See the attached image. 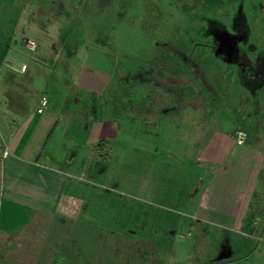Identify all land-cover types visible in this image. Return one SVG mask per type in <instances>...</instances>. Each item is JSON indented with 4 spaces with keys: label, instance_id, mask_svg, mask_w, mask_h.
Returning <instances> with one entry per match:
<instances>
[{
    "label": "crops",
    "instance_id": "obj_1",
    "mask_svg": "<svg viewBox=\"0 0 264 264\" xmlns=\"http://www.w3.org/2000/svg\"><path fill=\"white\" fill-rule=\"evenodd\" d=\"M41 3L0 0V264H264V151L223 128L199 148L177 106L135 115L112 68L55 39L64 9ZM122 177L143 179L138 197ZM60 223L111 248L56 247Z\"/></svg>",
    "mask_w": 264,
    "mask_h": 264
},
{
    "label": "rangeland",
    "instance_id": "obj_2",
    "mask_svg": "<svg viewBox=\"0 0 264 264\" xmlns=\"http://www.w3.org/2000/svg\"><path fill=\"white\" fill-rule=\"evenodd\" d=\"M51 2L57 13L64 9L67 22L66 31L55 33V39L65 36L75 45L85 43L86 63L112 68L114 87L134 94L132 103L142 106L135 115L149 119L160 108L177 106L183 137L189 140L197 133L199 148L210 129L223 128L246 132V140L264 151V0H82L78 6L72 1L42 0L41 4ZM108 179L110 184L116 181ZM135 180L140 186H130L128 177L115 185L138 197L143 179ZM168 185L173 187L170 181ZM119 198L131 200L128 195ZM53 232L56 247L112 245L91 237L78 240V235L95 232L90 224L60 223Z\"/></svg>",
    "mask_w": 264,
    "mask_h": 264
},
{
    "label": "built area",
    "instance_id": "obj_3",
    "mask_svg": "<svg viewBox=\"0 0 264 264\" xmlns=\"http://www.w3.org/2000/svg\"><path fill=\"white\" fill-rule=\"evenodd\" d=\"M46 104H47V100H46V98H44V99L42 100V106H45ZM38 111H39V112H42V111H43V108H42V107L38 108ZM237 134H238V142H239V143H243V142L246 140V135H245V133L242 132V131H238Z\"/></svg>",
    "mask_w": 264,
    "mask_h": 264
},
{
    "label": "trees",
    "instance_id": "obj_4",
    "mask_svg": "<svg viewBox=\"0 0 264 264\" xmlns=\"http://www.w3.org/2000/svg\"><path fill=\"white\" fill-rule=\"evenodd\" d=\"M249 253H251V252H249ZM249 253H248V254H249ZM248 254H246L245 256H247ZM245 256H244V257H245Z\"/></svg>",
    "mask_w": 264,
    "mask_h": 264
}]
</instances>
